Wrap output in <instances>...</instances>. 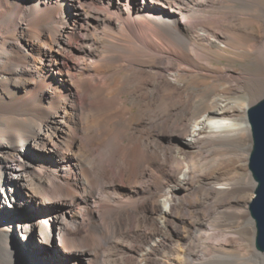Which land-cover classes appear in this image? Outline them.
Here are the masks:
<instances>
[{
    "label": "bare ground",
    "instance_id": "obj_1",
    "mask_svg": "<svg viewBox=\"0 0 264 264\" xmlns=\"http://www.w3.org/2000/svg\"><path fill=\"white\" fill-rule=\"evenodd\" d=\"M234 3L264 60V0H0V264H264L229 246L252 103L178 80L215 73Z\"/></svg>",
    "mask_w": 264,
    "mask_h": 264
},
{
    "label": "rangeland",
    "instance_id": "obj_2",
    "mask_svg": "<svg viewBox=\"0 0 264 264\" xmlns=\"http://www.w3.org/2000/svg\"><path fill=\"white\" fill-rule=\"evenodd\" d=\"M228 10L230 12L229 15H231V17L233 19L231 18L229 20V19H227V17H225V16H223V14H221L219 17L221 19L224 18L222 21L218 16L216 17L215 20H213L214 19L213 18V19H211V21H209V22H211V24H216V25H219L218 24L219 22H220V24L225 23V25L230 24L231 26H233L235 28L233 30V29L228 27V30L227 29L225 30L226 34H224V32L222 33L223 35L226 36L227 42L230 45V47L226 48V50L224 52L219 51V50L209 51L213 55V57L211 58V63H212L213 69L215 70V73H211V75L215 74L214 75L215 77L211 76L209 73H204V74L202 73L200 75L197 74L196 76L193 75V77L191 76V78H189L185 75L183 77V75H182V77L181 76L178 77V80L180 82H186V84H190V83L199 84V85L201 84L200 85L201 90H203L205 92L208 91L209 93L207 92V94H209L210 96L216 95V96H219L221 98L223 97L222 99L227 98L226 100H228L232 103H236V105H238V106L245 107L248 104L255 103L261 97L264 96V60H263V57H261L257 51H254V50H251L248 48V43L250 42V39H249L248 34H247V32H252L255 34L257 31V25L255 23H250L248 20L253 19L255 21H258L259 17L257 15H255L256 12L255 13L252 12L251 8L240 7V5L236 4V3H234L233 7L229 6ZM217 18H219L218 19L219 21L217 20ZM226 31H228V32H226ZM216 52H217V54H215ZM214 66H216V67H214ZM229 73L231 75L234 74L235 76L237 74H240L241 77H240V79L239 78L234 79V78H232V76H230ZM206 74L209 76H207ZM201 75L202 76L204 75L203 76L204 78ZM225 76L227 78H225ZM207 77H210V78H207ZM222 77H223V79H222ZM197 79H199V80H197ZM228 79H229V81H228ZM201 80H204L205 82L201 81ZM190 81H192V82H190ZM201 82H204V83H201ZM205 84H206V86H205ZM202 85H204V86H202ZM207 85H209L210 87H208ZM213 88H214V90H213ZM243 116L245 118H247V110H246L245 114L243 113ZM243 137H244L243 138V140H244L243 146H245L246 143H248L249 141L251 142V145H252L251 131H250V135H248V134L246 135L244 133ZM251 145H250V148L246 154L247 160H246V164H245V174L248 177L250 183L247 186L245 192L240 195V196H242V197H240V203L243 206H246V210L248 209L246 212L247 213V220H249L250 222L247 223V225H245L244 237L241 239H238V236L233 237L234 240L231 242V244L229 246L231 247L233 245L238 244L243 249H245V250L247 249L253 255H255V254H260V253H258L257 251L254 250V248L256 249V246H255V243H253L254 242L253 241V235L255 234L256 229H255V224H254V226L252 224V221H251L252 218H251L250 211H249V202L253 196L254 186H255L254 179H253L252 174L250 172V169L248 167V156H249V152L251 149ZM253 184H254V186H253ZM164 201L165 200L163 199L162 202H164ZM161 205H162V207H164L165 203H164V205H163V203ZM248 212H249V214H248ZM56 234H57V224H56V222H53L51 224V240L56 239ZM223 238H224V235L223 236L214 235V239H223ZM254 238H255V235H254ZM45 248L47 250V252L45 251L46 254L48 253L47 255H50L51 250H52L51 245H49V246L46 245Z\"/></svg>",
    "mask_w": 264,
    "mask_h": 264
},
{
    "label": "water",
    "instance_id": "obj_3",
    "mask_svg": "<svg viewBox=\"0 0 264 264\" xmlns=\"http://www.w3.org/2000/svg\"><path fill=\"white\" fill-rule=\"evenodd\" d=\"M247 120L252 137L248 167L255 181L249 211L256 229L255 246L264 251V96L247 107Z\"/></svg>",
    "mask_w": 264,
    "mask_h": 264
}]
</instances>
